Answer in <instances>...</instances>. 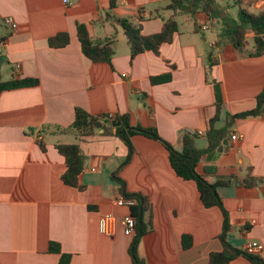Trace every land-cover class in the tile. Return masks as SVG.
<instances>
[{
    "label": "crops",
    "instance_id": "crops-1",
    "mask_svg": "<svg viewBox=\"0 0 264 264\" xmlns=\"http://www.w3.org/2000/svg\"><path fill=\"white\" fill-rule=\"evenodd\" d=\"M169 1L114 0L110 8V0H0V37L6 38L0 42V56L8 62L0 69L2 78L38 81L0 94V264H58L60 255L48 251L49 243L70 256L69 264H132L128 249L134 234L123 233L121 220L129 210L115 204L121 194L114 174L124 181L126 193L139 194L150 204L142 216L148 230L137 248L145 264H209L211 253L222 252V212L203 206L196 184L175 174L160 142L131 137L132 153L123 165L128 149L115 135L119 125H111L110 133L100 129L89 136L59 132L73 123L76 108L95 117L129 115L131 126L155 129L180 152L188 131L203 132L195 143L200 149L207 146L206 132L216 112L212 81L222 94L215 128L255 108L264 90V55L249 56L253 34L246 35L240 53L218 37L220 24L202 12L195 22L175 15L177 32L159 55L130 57L117 20L137 22L141 17L142 34H156L171 12L151 14ZM243 1L249 12L252 5L264 10V0ZM235 7L224 9L235 16ZM177 16L189 20L185 27ZM5 18L16 23V31L2 24ZM77 25L85 26L92 40L112 39L110 64H94L83 56ZM61 33L68 35V44L50 47L48 40ZM166 75L167 82L150 81ZM227 132L220 156L215 161L203 156L196 172L204 175L206 168L215 167L214 174L206 175L210 183L232 177L242 181L248 172L263 177L264 109L259 117L235 119ZM60 144L80 148L81 190L60 180L66 169L56 150ZM217 193L228 217L227 243L237 251L252 241L264 246V187L231 183ZM108 213L115 217L112 236L98 229L99 218ZM185 236L190 237L188 248L183 247ZM259 257L264 261V251ZM229 264L251 263L239 255Z\"/></svg>",
    "mask_w": 264,
    "mask_h": 264
},
{
    "label": "trees",
    "instance_id": "trees-1",
    "mask_svg": "<svg viewBox=\"0 0 264 264\" xmlns=\"http://www.w3.org/2000/svg\"><path fill=\"white\" fill-rule=\"evenodd\" d=\"M247 2L250 1L248 0ZM242 5L245 6L242 7ZM235 6L238 7V11L235 16H232L231 14H227L224 8L218 6L216 0H170L165 6L156 9L154 13L151 14V17H158L160 10L171 12V15L167 19H163V25L160 32L148 36L142 34L141 23L144 19L141 17L137 22L130 19H120L117 20V23L123 30L131 58L144 52H152L156 56L159 55L160 47L164 44H170L173 40L174 34L177 32V23L174 16L177 14L185 15L195 22V16L199 12L204 13L208 19L217 21L221 26L218 37L220 39H226L240 53L243 51L246 35L252 33L254 48L253 51L249 53V56L252 58L263 56L264 10L257 14L250 13L247 9L249 3H244L243 0L236 2ZM113 7L114 0H110V8ZM76 35L84 57L94 64H110L114 54L112 39L92 40L86 27L83 25L76 26ZM5 39V37H0V42H4ZM68 41V35L66 33H61L49 39L48 44L52 48H61L66 46ZM7 64L8 62L6 58L0 56V69L3 65ZM209 68H211V63L209 64ZM169 79L170 77L166 75L151 78L150 81L152 84H159L167 82ZM37 84L38 81L33 79L11 78L9 80H4L0 71V94L18 88L36 86ZM212 84L216 112L215 116L209 121V128L206 132L207 146L204 149L198 148L195 143L196 137H193L187 132L183 133L182 150L179 152L162 140L155 129L131 126L129 115L117 116L115 118L108 115L95 117L87 114L79 108H76L74 111L73 123L67 129L59 130V132L63 133L72 131L78 136H89L96 130L101 129L104 133H110L112 122H118L119 126L115 129V135L128 149V156L123 165L128 162L132 153L130 143L131 137L135 135H143L160 142L168 152V160L175 174L184 181H192L196 184L203 206L205 208L217 207L222 212L223 230L220 236V241L223 250L220 253H211L209 256V264H229L239 255L246 257L251 264H264V261L259 256L246 255L242 251L233 249L227 243L226 232L229 229L228 217L217 193L218 188L229 186L231 183L246 188L264 187V176L256 178L248 172L242 181H238L236 178L232 177V179H218L214 183H210L206 178V175L214 174L216 170L215 167L206 168L204 170V175H200L196 172V165L201 158L216 151L217 148L221 146L222 142L226 140L228 134L227 127H229L235 119L256 118L263 113L264 90L256 97V105L254 109L230 116L226 122V126L218 129L215 128V123L219 120L222 110V94L219 83L212 81ZM39 144L40 148L44 151L45 148L43 143L40 142ZM56 150L64 158L66 166L65 172L60 177L61 182L65 186L81 190L82 186L79 184V176L84 166V157L78 144H60L56 146ZM114 180H116L119 185L121 196L133 199L135 202V204L128 209L129 214L136 221L134 237L132 238L128 249L129 257L132 264H145V262L139 257L137 248L141 237L146 234L148 230V226L142 221V216L146 211L150 210V204L146 198L139 194L126 193L124 181L117 178L115 174ZM182 242L183 247L188 248L190 246V237H183ZM48 251L51 254L60 255L58 264H69L70 256L60 254V249L57 244L49 243Z\"/></svg>",
    "mask_w": 264,
    "mask_h": 264
},
{
    "label": "built area",
    "instance_id": "built-area-1",
    "mask_svg": "<svg viewBox=\"0 0 264 264\" xmlns=\"http://www.w3.org/2000/svg\"><path fill=\"white\" fill-rule=\"evenodd\" d=\"M63 2L67 4L68 0H63ZM2 24L5 27H7L11 32L16 31L17 29L16 23L10 18L3 19ZM202 29L203 30L208 29L207 25H203ZM187 133H189L193 137L204 136V133L201 131H188ZM236 139H237L236 136H231L232 141H235ZM115 204L117 207H125L129 209L135 204V202L133 199L124 198L123 196H119L116 199ZM114 221H115V217L113 216V214L108 213V214L101 216L98 221V229H99L100 234L105 235V236H112ZM121 225H122L123 233L125 236L130 237L134 234L136 221L130 214H127L122 218ZM263 251H264L263 244L256 242V241H252V242L245 244L242 252L246 255L260 256Z\"/></svg>",
    "mask_w": 264,
    "mask_h": 264
},
{
    "label": "rangeland",
    "instance_id": "rangeland-1",
    "mask_svg": "<svg viewBox=\"0 0 264 264\" xmlns=\"http://www.w3.org/2000/svg\"><path fill=\"white\" fill-rule=\"evenodd\" d=\"M235 1L236 0H216L217 4L220 7H222V8H225L227 5H230L231 6V8H230L231 11H234L236 9V7L233 6ZM250 12H252L254 14H257L259 12V10L256 8L255 5H252L251 8H250ZM176 20L180 24V27H185L186 23H187L186 21H189L183 16H177ZM188 23L192 24L191 22H188ZM205 33L208 34L209 32H205ZM69 140H71V139H69Z\"/></svg>",
    "mask_w": 264,
    "mask_h": 264
},
{
    "label": "water",
    "instance_id": "water-1",
    "mask_svg": "<svg viewBox=\"0 0 264 264\" xmlns=\"http://www.w3.org/2000/svg\"><path fill=\"white\" fill-rule=\"evenodd\" d=\"M118 125H119V124L116 123V122H113V123H112V126H113V127H117ZM226 145H227V141L224 140V141L222 142L221 146H219L215 152H212V153H210V154L207 155V158H206V159H207L208 161H210V160L215 161V160L220 156V154L223 152V149H224V147H225Z\"/></svg>",
    "mask_w": 264,
    "mask_h": 264
}]
</instances>
